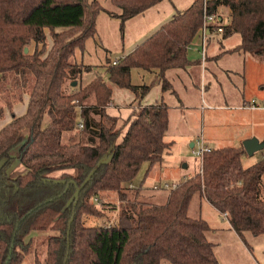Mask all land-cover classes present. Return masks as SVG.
Instances as JSON below:
<instances>
[{
    "label": "trees",
    "instance_id": "obj_1",
    "mask_svg": "<svg viewBox=\"0 0 264 264\" xmlns=\"http://www.w3.org/2000/svg\"><path fill=\"white\" fill-rule=\"evenodd\" d=\"M110 1L120 12L107 13L124 24L162 0ZM222 6L232 21L221 39L239 35L235 50L264 59V0H195L119 63L108 60L107 78L85 83L91 67L77 52L97 35L99 0H0V120L6 107L12 114L0 130V264H22L37 231L52 233L36 264H220L209 223L189 212L197 194L227 213L242 238L264 235V158L245 166L243 145L206 153L202 171L170 188L164 204L129 193L142 167L147 175L172 146L169 105H142L154 82L133 84L132 70H157L164 91L172 88L166 71L190 63L205 12ZM112 85L139 100L123 125L111 109ZM26 94L27 112L16 116ZM109 209L113 224H85Z\"/></svg>",
    "mask_w": 264,
    "mask_h": 264
},
{
    "label": "rangeland",
    "instance_id": "obj_2",
    "mask_svg": "<svg viewBox=\"0 0 264 264\" xmlns=\"http://www.w3.org/2000/svg\"><path fill=\"white\" fill-rule=\"evenodd\" d=\"M99 1L105 10L98 16V35L89 38L86 41L84 50H78L77 52L78 60L81 61L83 59L84 64L91 67L90 71L84 73L83 81L85 83L91 81L99 73L107 78L104 65L108 63V60H113V58L118 57L117 52H121L123 44L129 43L142 28L154 19L164 16L168 11L173 10L175 6L180 5V0H162L161 3L152 7L149 11L123 24L120 20H112L107 14L110 10H118L117 7L111 4L110 0ZM218 11L228 16L229 24H231L232 18L229 8L222 6ZM63 30L56 29L55 31L62 32ZM211 38L214 41H219L221 39V33H213L208 38L207 46ZM240 39L239 35H233L226 40H222L226 45H234L237 44V41L240 42ZM103 42L110 46L112 53L106 50ZM195 42H199L198 37ZM193 46L191 47L193 48ZM199 53L201 59L202 54L201 52ZM248 55L251 57L248 58L250 68L254 63L252 57L263 60L252 53ZM244 57V52L239 54L234 52L225 54L219 60L213 59L211 60L212 62L208 61L205 64L207 67H210L206 71L207 77L205 80L207 87L203 89V67L197 64H194L196 66L192 76L179 68L168 73V79L173 83L178 94L172 93V88L164 91L162 83L156 78L157 80L151 92L145 96L143 101L151 103L155 102V99L160 101L161 96L165 94V103L172 106L171 123H169L170 129L168 130L174 136L173 140L179 149L176 150V146L174 145L173 154H170L166 158V161L154 166L146 179H144L146 168L143 166L138 176L132 181L134 187L129 190V193H133L138 189L141 193L140 200L164 204L170 192V188L165 187L166 184L170 186L177 185L184 178L200 172L201 162L198 157L192 154L190 140L195 141L198 137H203L204 142L211 148L242 145L239 138L245 130L243 128L244 123L241 122L239 116L235 117V115L243 113V111L237 109L239 106L237 104L244 91L242 87V76L240 72L238 73V71L242 72L243 70ZM227 68L237 72H231ZM256 70L259 69L252 68L253 83L250 86L252 88L250 91L260 90L264 93V84L260 85L258 83L259 80L264 82V69ZM140 71L142 70L140 69ZM149 73L153 77V72ZM135 77L137 76L135 75ZM112 86V102L115 104V107L111 109L112 112L120 115L119 123L123 125L125 123L124 120L129 117L132 110L130 106L136 100V95L130 89L117 85ZM93 101L94 98H91L90 102ZM173 104L181 106L180 115H178L180 110L175 111ZM179 135L180 138L178 137ZM66 136L65 134L64 141L67 140ZM185 136H189L190 140L185 139ZM260 152L261 150L257 151L255 155H258ZM250 157L254 158L256 156H251L247 153L244 154L243 163L245 166H249L251 162L258 158L257 156L249 161L248 159ZM186 164H188L187 167H185ZM17 167L21 168L22 165L16 163L14 168ZM60 173L58 172L56 175H60ZM124 186L128 187V184ZM155 186L158 188H155ZM107 196L108 201H117L115 193H108ZM189 212L192 217H201L209 223L210 230L207 232V237L215 244V252L220 264H264V235L255 236L249 232H245L242 238L233 230H224V226L228 224V220L199 194L194 196ZM115 218L116 212L109 209L101 218L86 216L85 224L87 226L111 225L114 223ZM45 232V234H41L40 236L36 235L32 238L31 252L26 256L22 264H36V254H38L41 260L45 258L46 239L52 233L50 231ZM162 264L172 263L166 260Z\"/></svg>",
    "mask_w": 264,
    "mask_h": 264
},
{
    "label": "crops",
    "instance_id": "obj_3",
    "mask_svg": "<svg viewBox=\"0 0 264 264\" xmlns=\"http://www.w3.org/2000/svg\"><path fill=\"white\" fill-rule=\"evenodd\" d=\"M195 0H180V5H177L175 6V8L173 10H170L168 11L164 16H161L159 18H156L154 19L151 23H149L148 25H146L144 28H142L140 30V32H138L131 40L129 43L127 44H123L122 46V50L121 52H117V55L118 57H115V58H119V57H123L125 55H127L128 53L132 52L133 50L136 49L137 46H139L140 44H142L144 41H146L150 36H152L154 33H156L164 24H166L168 21H170L173 16L175 14H177L179 11H183V10H186ZM111 2V1H110ZM161 3V2H160ZM112 4V2H111ZM159 4V3H158ZM113 5V4H112ZM114 6V5H113ZM156 6V5H155ZM116 7V6H115ZM154 7V6H153ZM152 8V7H151ZM151 8H149L148 10H146L145 12L149 11ZM112 12H116V13H119L120 10L118 9L117 11L115 10H110ZM144 12V13H145ZM102 13V12H101ZM100 13V14H101ZM142 13V14H144ZM99 14V15H100ZM108 14V13H107ZM142 14H139V15H142ZM98 15V16H99ZM109 15V14H108ZM137 15V16H139ZM135 16V17H137ZM109 17L112 19V20H120L119 18L117 17H112L109 15ZM134 18V17H133ZM133 18L131 19H128L127 21H131ZM121 21V20H120ZM122 22V21H121ZM125 24V23H124ZM98 17H97V35H98V31H99V28H98ZM96 35V36H97ZM199 38V42H195L196 38ZM213 38V37H212ZM212 38L209 40L208 42V46H207V58L206 60H203V58L200 59V51L199 49L201 48V37H200V32L198 33V35L195 37L193 43L191 44V46H193V48L190 46L189 48V52H188V55H189V59H190V63L185 67V68H179L181 70H184L187 74H189L190 76H192V73L194 72L195 70V66L194 64H197L199 66H202L203 69H202V89L205 87H207V84H206V71L207 69H210V67L205 64H207V62H212L211 60L213 59H220L221 57H223L225 54H228V53H242L241 51H238V50H235V47H237L240 43L237 41V44H234V45H226L225 42L223 40H226V39H220L219 41H214L212 40ZM230 38V37H229ZM228 39V38H227ZM215 42V43H214ZM104 43V42H103ZM104 47L106 48V50L110 53H112V50L110 48V46L107 44V43H104ZM199 51V52H198ZM245 54V57H244V63H243V66H242V72L241 71H238V73L240 72V75L242 76V87L244 89L243 91V95L241 97V99L238 101V104L239 105L237 107L238 110H241L243 111V113H240L238 115H235V117L239 116L241 118V122L244 123V127L245 130L241 133V136L239 138V141L242 143H244V141H246L247 139H250V138H257L259 140L260 143H264V109H254V110H251V109H242V108H239L244 102L246 101H250V100H253V99H256L258 101H264V93L261 92L260 90H256V91H250L252 88H250V86L252 85L253 81H252V68H257L259 70H262L264 69V59L263 60H260V59H255L252 57V60H253V66L250 68L249 65H248V58H251L249 57V52L247 53H244ZM113 58V59H115ZM81 61L84 62V60L82 59ZM205 65V66H204ZM174 69H178V68H173V69H169L168 71H166V78L168 79V73ZM142 70V69H141ZM227 70L231 71V72H234L236 73L237 71H234L230 68H227ZM259 70H256V71H259ZM264 71V70H263ZM153 72V77L150 76V73L149 71H140L139 68H135L132 70V82L133 84L135 85H143V84H147V83H152L156 82V77L158 76V71L155 70V71H152ZM214 74V73H213ZM216 74V73H215ZM137 76L134 78V76ZM169 80V79H168ZM137 81V82H136ZM170 81V80H169ZM144 82V83H143ZM150 83V84H151ZM160 83V82H159ZM171 83V87H172V90L171 92L172 93H177L178 94V91L175 90V87L173 85V83L170 81ZM258 83H260V85H263L264 82L262 80H259ZM153 88V87H152ZM152 90V89H151ZM151 92V91H150ZM149 92V93H150ZM148 93V94H149ZM164 93V91H163ZM147 94V95H148ZM29 100H30V97L29 95H24V98H23V101L16 104L13 108V111H14V114L16 116H22L24 115L26 112H27V109H28V104H29ZM137 100V99H136ZM135 100V101H136ZM133 101L131 103V105H137L139 103V100H137V102ZM166 102V97H165V94H163L161 96V99L160 101L158 99H155V102L151 103V102H144L143 100L141 101V104L142 105H151V104H158L160 102ZM115 107V104L113 103L112 105V109ZM172 106H169V113H170V123H171V111H172ZM181 106H178L176 104H173V108L175 109V111H177L178 109L180 110L178 112V115H180V112H181V109H180ZM180 118V116H179ZM12 120V114H11V111L6 107L4 109V118L0 120V130L5 127L10 121ZM179 121V120H178ZM170 129V128H169ZM181 135V134H180ZM180 135L178 136L180 138ZM165 139L169 142L172 143V146L170 147V151L168 153H166L164 155V158H163V161H166V158L171 154H173V150H174V145L176 146V150L179 149L178 145L175 144V141L173 140L174 139V136L171 135L169 133V130H168V133L165 137ZM185 139H189L190 140V137L189 136H185ZM193 145H194V141L193 140H190V147H191V150L193 149ZM240 145V146H242ZM244 146V145H243ZM223 148V147H222ZM212 149H217V148H212ZM181 150V148H180ZM179 152V151H178ZM247 153V151H246ZM257 153V152H256ZM256 153H254L253 155L251 156H258L257 159H255L253 162H251L250 165L256 163L257 161H259L260 159L264 158V149L261 150V152L258 154V155H255ZM178 154V153H177ZM193 154V152H192ZM248 154V153H247ZM254 157V158H256ZM253 157H250V159H248L249 161H251V159H254ZM162 161V162H163ZM161 162V163H162ZM160 164V163H159ZM157 165V164H156ZM155 165V166H156ZM146 170L148 168V165H144ZM188 164H186L185 167H187ZM154 168V167H153ZM152 168V170H153ZM151 170V171H152ZM150 171V172H151ZM149 172V173H150ZM149 173L146 175L145 173V178H147V176L149 175ZM181 174V173H180ZM182 175V174H181ZM264 179V178H263ZM145 181V180H143ZM178 183V182H176ZM132 187H134V185H131ZM142 187V186H141ZM217 210V209H216ZM218 211V210H217ZM228 220V219H227ZM207 221V220H206ZM230 224V221L228 220V224ZM231 225V224H230ZM224 230H233L235 231L234 229H231L230 227L229 228H226L224 226ZM236 232V231H235ZM46 232L45 231H37V232H33L27 240H29V238H33L35 237L36 235H41V234H45ZM237 233V232H236ZM34 234V235H33ZM238 234V233H237ZM239 235V234H238Z\"/></svg>",
    "mask_w": 264,
    "mask_h": 264
},
{
    "label": "built area",
    "instance_id": "obj_4",
    "mask_svg": "<svg viewBox=\"0 0 264 264\" xmlns=\"http://www.w3.org/2000/svg\"><path fill=\"white\" fill-rule=\"evenodd\" d=\"M229 23L230 22H229L228 16L224 15L220 11H216L214 13L205 12L204 24H203L202 29L200 30V37H201L202 43H201V48L199 49V51L202 54L203 60H206V58H207V41H208V38L213 33H221L224 30V27L226 25H228ZM121 58L122 57L113 59L112 60L113 64L119 63ZM239 108L251 109V110L264 109V101L262 102V101H258L256 99H253V100L244 102ZM80 127L82 128L83 125L80 124ZM211 150H212V148L204 142L203 137H198L194 141L192 152H193L194 156H196L200 159V162H201L200 172L202 171L204 155L206 153L210 152ZM175 186L176 185H173V186H170L169 184L165 185L166 188H174ZM155 188H158V187L155 186ZM223 216L226 219H228L227 213H224ZM225 227L231 228V225L230 224L225 225Z\"/></svg>",
    "mask_w": 264,
    "mask_h": 264
},
{
    "label": "water",
    "instance_id": "obj_5",
    "mask_svg": "<svg viewBox=\"0 0 264 264\" xmlns=\"http://www.w3.org/2000/svg\"><path fill=\"white\" fill-rule=\"evenodd\" d=\"M26 52H28V48H26ZM243 145L249 155H253L257 151L264 149V143H260L259 140L255 137L247 139L246 141H244Z\"/></svg>",
    "mask_w": 264,
    "mask_h": 264
}]
</instances>
